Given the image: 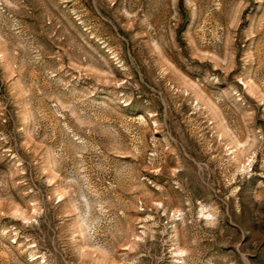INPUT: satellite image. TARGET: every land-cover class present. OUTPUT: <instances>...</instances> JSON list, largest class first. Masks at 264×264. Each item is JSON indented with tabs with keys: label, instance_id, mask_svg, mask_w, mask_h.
<instances>
[{
	"label": "rangeland",
	"instance_id": "obj_1",
	"mask_svg": "<svg viewBox=\"0 0 264 264\" xmlns=\"http://www.w3.org/2000/svg\"><path fill=\"white\" fill-rule=\"evenodd\" d=\"M0 264H264V0H0Z\"/></svg>",
	"mask_w": 264,
	"mask_h": 264
}]
</instances>
